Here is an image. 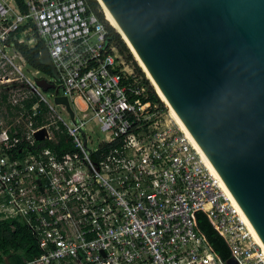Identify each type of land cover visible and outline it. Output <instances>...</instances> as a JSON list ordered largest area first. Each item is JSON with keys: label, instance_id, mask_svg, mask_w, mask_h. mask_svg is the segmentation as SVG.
I'll return each instance as SVG.
<instances>
[{"label": "built area", "instance_id": "2783aa9c", "mask_svg": "<svg viewBox=\"0 0 264 264\" xmlns=\"http://www.w3.org/2000/svg\"><path fill=\"white\" fill-rule=\"evenodd\" d=\"M24 4L0 0V87L26 77L14 61H26L18 44L38 39L74 111L73 119L54 90L51 100L37 78H27L36 102L12 119L0 117V220L22 219L36 240L39 254L26 264H228L200 229L199 212L237 264H264L217 175L152 103L117 47H108L107 28L87 0ZM77 96L88 103L85 113L73 107ZM97 123L105 137L89 148ZM42 128L47 136L38 140Z\"/></svg>", "mask_w": 264, "mask_h": 264}, {"label": "water", "instance_id": "95a60500", "mask_svg": "<svg viewBox=\"0 0 264 264\" xmlns=\"http://www.w3.org/2000/svg\"><path fill=\"white\" fill-rule=\"evenodd\" d=\"M101 1L264 246V0ZM39 54L37 86L74 119Z\"/></svg>", "mask_w": 264, "mask_h": 264}, {"label": "trees", "instance_id": "16d2710c", "mask_svg": "<svg viewBox=\"0 0 264 264\" xmlns=\"http://www.w3.org/2000/svg\"><path fill=\"white\" fill-rule=\"evenodd\" d=\"M16 1L22 10H26L24 0ZM87 2L91 9L94 10L100 17V19L104 22L107 28L108 47L111 45L116 46L122 54H125L129 61H134V63L136 64V72H138V74L142 76L143 83L145 85H148L149 87V99L153 104H159L160 109L165 110L166 107L163 101L160 99L158 93L155 92L153 86L149 85V79L145 77V74L142 71L141 67L135 62L133 54L131 53L130 48L122 38L121 34H119V32L107 20L104 13L101 11L99 2L97 0H87ZM42 47L43 43L41 41L34 46H30L27 44H18V48L31 67L54 77L51 68L40 61L39 53ZM36 100L37 98L33 96L30 99H25L23 101L24 106H21L20 104L13 105L12 103L7 102V97L3 94L0 101L3 102L6 106L5 111H0V117L1 115H3V117L5 118L12 119L13 117L19 115L21 111L30 109L31 106L36 102ZM46 117L47 114L40 116L38 118V123H41ZM43 144L51 147L55 146L48 141L43 142ZM24 145L25 143H22L21 146ZM58 148L60 149L59 146ZM197 220L200 229L206 234L207 239L211 243L216 253H218L224 260H229L231 252L227 243L221 236L216 233L205 213L199 212L197 214ZM37 254H39L37 242L22 219L15 218L0 220V264H26L27 261L31 260Z\"/></svg>", "mask_w": 264, "mask_h": 264}, {"label": "rangeland", "instance_id": "374dc122", "mask_svg": "<svg viewBox=\"0 0 264 264\" xmlns=\"http://www.w3.org/2000/svg\"><path fill=\"white\" fill-rule=\"evenodd\" d=\"M100 9L104 13L101 5H100ZM104 15H105V13H104ZM105 17H106V15H105ZM32 42H33L34 45L39 43L38 39H33ZM117 50H118V48H117ZM13 52H16V51L13 49ZM118 52L120 54L121 59L125 61L124 66H126L128 70L134 71L142 79V76L139 75L138 72H136V64L134 63V61H129L127 59V57L125 56V54H122L119 50H118ZM11 54H12V52H11ZM133 57H134V55H133ZM134 60L137 63V65H139V63L135 59V57H134ZM14 61H15V63L21 65L22 72H23V74L26 77H23V78L17 77V79H15L13 83H10L8 85H4V86L0 87V96L4 94L7 97V102L14 101V100L30 99L34 95V91L30 88V83L28 82L27 78L30 81H33V82H35L36 78H40V77H46L48 79H52L51 76H49V75L46 76L45 73L41 72L40 70L36 71L38 69H35V68L31 67L27 63V60L24 62V61L20 60L19 57H17ZM142 71H143V69H142ZM144 74H145V77L148 78V76L146 75L145 72H144ZM149 82H150L149 85L153 86V84L151 83L150 79H149ZM146 86H147V91H148L149 87H148V85H146ZM153 88H154V86H153ZM154 90H155V88H154ZM155 92L158 93L156 90H155ZM44 93L46 94V96L49 99L52 100V97L50 96L49 92L45 91ZM164 105H165L166 109L163 110V111L166 114H168V115H166V118H168V119L172 118L171 114H170V112H169V110H168V108H167L165 103H164ZM5 106L6 105L3 102L0 101V111H5ZM157 106L159 107V104ZM73 107L75 109L79 110V112H82V113H85L86 111L89 110L87 101L84 98L80 97V96L76 97V100L74 101ZM57 110L61 113V116L63 117V119L69 125H72V120H70L68 118L67 114L63 111V109L60 108V107H57ZM1 116H3V115H1ZM97 124L98 125L94 126L93 130H90V132H89L91 134V136H92V140L94 141L93 145H92L91 141H89V143H90V147L89 148L95 147L97 145V142L99 140H101L103 137H105V133L101 130L100 124L99 123H97Z\"/></svg>", "mask_w": 264, "mask_h": 264}, {"label": "bare ground", "instance_id": "6f19581e", "mask_svg": "<svg viewBox=\"0 0 264 264\" xmlns=\"http://www.w3.org/2000/svg\"><path fill=\"white\" fill-rule=\"evenodd\" d=\"M100 4L101 7L107 17V19L110 21V23L116 28V30L118 32L121 33V36L127 41V39L125 38V36L123 35V33L121 32V30L119 29V27L117 26V24L115 23L114 19L112 18V16L110 15V13L108 12V10L106 9V7L104 6V4L102 3V1L100 0ZM119 33V34H120ZM131 52L133 53L135 59L138 61L139 65L141 66V68L143 69V71L146 73V75L148 76V78L150 79L151 83L153 84L155 90L158 92L160 98L162 99V101L166 104L172 119L179 125L180 129L190 138V140L192 141V143L194 144V146L198 149V151L200 152V154L202 155L203 159L206 161L207 165L211 168V166L209 165V163L207 162V160L205 159V157L203 156V154L201 153V151L199 150V148L197 147V145L195 144V142L193 141V139L191 138V136L189 135V133L187 132V130L185 129V127L183 126V124L181 123V121L179 120V118L177 117V115L175 114V112L173 111V109L171 108L170 104L168 103V101L166 100V98L164 97V95L162 94V92L160 91V89L158 88V86L156 85V83L154 82V80L152 79V77L150 76V74L148 73V71L146 70V68L144 67V65L142 64V62L140 61V59L138 58V56L136 55L135 51L133 50V48L131 47V45L129 44V42L127 41ZM211 170L213 171V169L211 168ZM214 172V171H213ZM215 173V172H214ZM223 185V184H222ZM224 187V186H223ZM225 189V187H224ZM226 190V189H225ZM227 192V190H226ZM228 193V192H227ZM229 194V193H228ZM230 196V195H229ZM231 197V196H230ZM233 200V199H232ZM244 218V216H243ZM244 220L246 221V219L244 218ZM247 225L249 226V228L251 229L256 241L258 242V244L262 247L263 251H264V246L262 245V243L260 242V240L258 239V237L256 236V234L254 233V231L252 230V228L250 227V225L248 224V222L246 221Z\"/></svg>", "mask_w": 264, "mask_h": 264}, {"label": "flooded vegetation", "instance_id": "af4514ba", "mask_svg": "<svg viewBox=\"0 0 264 264\" xmlns=\"http://www.w3.org/2000/svg\"><path fill=\"white\" fill-rule=\"evenodd\" d=\"M46 76H48L47 74H45ZM50 76V75H49ZM0 99H2V95L0 96Z\"/></svg>", "mask_w": 264, "mask_h": 264}]
</instances>
